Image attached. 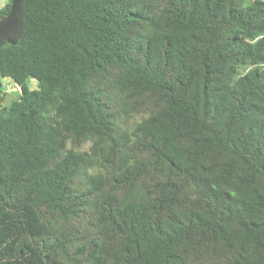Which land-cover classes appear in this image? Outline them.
Segmentation results:
<instances>
[{"label": "trees", "instance_id": "16d2710c", "mask_svg": "<svg viewBox=\"0 0 264 264\" xmlns=\"http://www.w3.org/2000/svg\"><path fill=\"white\" fill-rule=\"evenodd\" d=\"M1 79L0 264H264V0H7Z\"/></svg>", "mask_w": 264, "mask_h": 264}, {"label": "rangeland", "instance_id": "374dc122", "mask_svg": "<svg viewBox=\"0 0 264 264\" xmlns=\"http://www.w3.org/2000/svg\"><path fill=\"white\" fill-rule=\"evenodd\" d=\"M2 1H3V3H2ZM6 3H7V0H0V8H1V6L5 5ZM0 82H1V90L3 92L7 93L10 96L11 100H12V98H15L16 93H18L19 90L13 91V88L15 87L13 85V83L9 79H1ZM27 86L30 89H35L36 88V82L32 79H29L27 81ZM145 117H146L145 114L134 115L130 119H128L127 121L123 122V124H121V127L125 131L130 132L135 127V125L138 122H140L142 119H144ZM90 146H91V143H86V144L80 146V148H76V151H78V152H86L87 151L88 152ZM92 173L97 174V173H99V171L94 169L92 171Z\"/></svg>", "mask_w": 264, "mask_h": 264}, {"label": "water", "instance_id": "95a60500", "mask_svg": "<svg viewBox=\"0 0 264 264\" xmlns=\"http://www.w3.org/2000/svg\"><path fill=\"white\" fill-rule=\"evenodd\" d=\"M10 103H11V98H10L9 95H6V96L4 97V101H3V103H2V106H3V107H7Z\"/></svg>", "mask_w": 264, "mask_h": 264}, {"label": "built area", "instance_id": "2783aa9c", "mask_svg": "<svg viewBox=\"0 0 264 264\" xmlns=\"http://www.w3.org/2000/svg\"><path fill=\"white\" fill-rule=\"evenodd\" d=\"M17 90H19V88H17V87H14L13 88V91H17Z\"/></svg>", "mask_w": 264, "mask_h": 264}, {"label": "crops", "instance_id": "0c3cea01", "mask_svg": "<svg viewBox=\"0 0 264 264\" xmlns=\"http://www.w3.org/2000/svg\"><path fill=\"white\" fill-rule=\"evenodd\" d=\"M2 3H3V1H2ZM2 3H1V4H2ZM3 6H4V5H3ZM3 6H1V7H3Z\"/></svg>", "mask_w": 264, "mask_h": 264}]
</instances>
